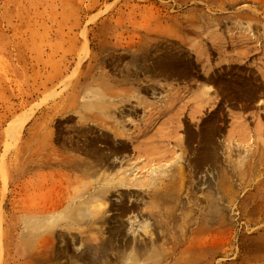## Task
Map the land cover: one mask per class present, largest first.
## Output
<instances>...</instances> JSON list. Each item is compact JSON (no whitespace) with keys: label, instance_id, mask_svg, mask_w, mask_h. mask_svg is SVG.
<instances>
[{"label":"rangeland","instance_id":"obj_1","mask_svg":"<svg viewBox=\"0 0 264 264\" xmlns=\"http://www.w3.org/2000/svg\"><path fill=\"white\" fill-rule=\"evenodd\" d=\"M209 126L216 163L198 160ZM97 159L109 170L89 168ZM181 164L188 178L176 192ZM120 166L139 178L177 173V185L164 183L184 211L169 219L151 190L109 187L96 220L68 218ZM214 195L218 253L198 255L196 202L209 224ZM145 220L151 233L135 236ZM133 242L144 245L138 264H264V0H0V264H124Z\"/></svg>","mask_w":264,"mask_h":264},{"label":"bare ground","instance_id":"obj_2","mask_svg":"<svg viewBox=\"0 0 264 264\" xmlns=\"http://www.w3.org/2000/svg\"><path fill=\"white\" fill-rule=\"evenodd\" d=\"M214 81V83H215V80H213L212 78H211V82H213ZM199 90H200V92H201V95H200V97H201V100L203 101V103H206V102H208V99H210L209 97H207V96H209L212 92L214 93L215 92V89H213V87L212 86H206V85H201V86H199ZM214 90V91H213ZM95 98V97H94ZM197 98V97H196ZM212 98V97H211ZM214 98V97H213ZM215 99V98H214ZM211 100V99H210ZM209 100V101H210ZM212 101V100H211ZM96 117V116H95ZM97 119H98V117H97ZM105 122V121H104ZM100 123H101V121H100ZM105 124H106V122H105ZM108 125V124H107ZM114 125V124H113ZM117 126H118V128L120 129V131L124 134L123 136H128V134H127V132H126V128H125V126H122L120 123H118L117 124ZM116 126V127H117ZM111 127H112V125H111ZM210 127V131H209V134H210V136H209V138L207 139V142L205 141V138H204V135L203 134H201L202 132L200 131L201 129H199V135H198V146L200 147V150H199V153H198V160L199 159H204L205 161L204 162H207L208 161V159H213V161H214V163H216V160L215 159H218V156H217V154H216V146H214V141H215V139H216V137H217V132H218V130H216V126L215 127H211V126H209ZM107 128V127H106ZM111 129V128H110ZM113 129H115V128H113ZM116 130H117V128H116ZM153 138V137H152ZM183 141H184V143H187V141H186V139L184 138L183 139ZM203 142H204V144H203ZM120 149V148H119ZM202 149H203V151H202ZM121 150V149H120ZM122 151V150H121ZM181 157L182 156H180L179 157V159L180 160H182L181 159ZM207 159V160H206ZM108 160V159H107ZM185 160V159H184ZM110 161V160H109ZM183 161V160H182ZM197 161V160H196ZM201 161V160H200ZM184 162V161H183ZM199 162V161H198ZM202 162V161H201ZM180 162H178V164H179ZM72 164V167L75 169V170H77V172H79V173H83V171H82V169L84 168V167H86L87 166V164H86V162H84V161H82L81 159H78V160H75L74 162H72L71 163ZM175 164V163H174ZM197 164V163H196ZM196 164H194L195 166H196ZM177 165V164H176ZM199 166H201V164H200V162H199V164H198ZM198 165H197V167H198ZM88 167H89V165H88ZM108 166H107V161H106V159H97L96 160V162H93V163H91V166L89 167V168H95L96 170H98V169H101V170H103L104 168H107ZM121 167V166H120ZM178 167V178H179V180H178V182H179V184L177 185V181H174V180H177V179H175L176 178V174H174L173 175V177H175L174 179H173V177L171 176V174H170V171H168V167H164V166H162V167H160V168H157V169H152L148 174H145V177H143V178H139V177H137V175L136 174H134V171L133 170H131L130 171V169H128V170H123V167H121V168H119L118 170H117V172H115L114 174L112 173V174H106V172L109 170V168H107L106 170V172H104L103 173V175L102 176H99L97 179H96V182H97V184L100 186V187H98V188H95V190H94V192L92 193L91 192V197L88 199L87 198V200H80L79 201V203L77 202L76 203V205L74 206V207H71L70 209H69V212H68V218H71L72 220L73 219H76L77 221H80V220H83V219H91V220H96L95 218L100 214V211L102 210V208H104V206H106L107 205V202H106V200H107V194H108V192H107V189L110 187V188H112V187H116V188H120L121 190H123L122 188H127V187H141V188H145L146 189V193H148L147 191L148 190H151V192H149L148 194L152 197H154V202L152 203V204H154L155 203V201H157L156 203L157 204H155V205H158V207L163 211V216L164 217H170V216H172V214H171V211H172V209H175V207H177L178 209H182V211H184V208H186V206H185V203L184 202H181V201H177L176 203L177 204H174L173 202H175L174 200H175V198H173V193L175 192L174 191V189L172 188V184H173V182H172V184H165L164 182H166V181H168L169 183H170V179L171 180H173L175 183H176V185H177V188H176V192H177V190H179L178 188H182L183 187V185L185 184V180L188 178H186V176H185V174H184V172H183V165L181 164L180 166H177ZM203 167V166H202ZM195 168V167H194ZM199 168V167H198ZM248 168V167H247ZM176 170H177V168H176ZM198 170H200V169H198ZM105 171V170H104ZM185 171V170H184ZM250 171V170H249ZM97 172V171H96ZM99 172H101V171H98V173ZM245 173H247V170H246V172ZM249 173V172H248ZM194 174V173H193ZM239 175V174H238ZM82 176L83 175H81L80 176V178L82 179ZM96 176V175H95ZM187 176H188V174H187ZM75 177V176H74ZM85 177V176H84ZM240 177H241V175H240ZM90 178V177H89ZM88 178V179H89ZM92 178V177H91ZM195 178V177H194ZM91 180V179H90ZM189 180V179H188ZM196 180V179H195ZM76 181V180H75ZM80 181V180H79ZM78 181V182H79ZM87 181V180H86ZM102 181V182H101ZM93 182H95V181H93ZM167 182V183H168ZM216 183V182H215ZM79 183H77V185H78ZM96 184V183H95ZM83 186L85 185V183L84 184H82ZM81 186V185H80ZM87 186V185H86ZM187 186H188V184H187ZM216 186V185H215ZM219 186V185H218ZM90 187V186H89ZM88 187V188H89ZM93 187V186H92ZM97 187V186H96ZM190 187V186H189ZM175 188V187H174ZM183 188H185V187H183ZM193 188V187H192ZM83 189V188H82ZM215 189V193H216V191H217V187H215L214 188ZM219 189H221L220 187H219ZM73 191V190H72ZM119 191V190H118ZM182 191V190H181ZM191 191V190H190ZM194 191V190H193ZM214 191V190H213ZM219 191V190H218ZM175 192V193H176ZM195 192V191H194ZM180 193V192H179ZM193 193V192H192ZM218 193V192H217ZM216 193V194H217ZM90 194V193H89ZM179 196V195H178ZM72 197V196H71ZM220 199V198H219ZM68 200V199H67ZM198 200V199H197ZM117 201V200H116ZM210 203V219H209V224H208V221L206 220V219H208V218H204V208L202 207V204L199 202V200L196 202V206H197V209H196V212H197V215H198V217L196 218V220H195V225L197 226L196 227V229H195V231H194V233H195V239H194V247H193V245H191L193 248H191V246L189 247L188 246V249L187 250H189V248H191V250L193 251V252H196V253H198V255H199V253H201L202 251V249H204V246L205 247H210L211 249L209 250L210 252H212V255L215 257L216 255H217V253H218V246H219V241H218V236H219V222H221V221H219V212L218 211H220V210H218V203H219V200L217 201V198H216V196L214 195V197H212V199H211V201H209ZM174 204V206L172 205V204ZM58 205H60V203H57ZM63 204V203H62ZM150 204H151V202H150ZM151 204V205H152ZM169 204H171V206H173V207H171ZM166 205H169L168 207L166 206ZM188 205V204H187ZM55 208H56V206H54ZM58 207V206H57ZM122 207V206H121ZM134 207V206H133ZM123 208V207H122ZM176 208V209H177ZM101 209V210H100ZM132 209V208H131ZM51 210H53V208H51ZM104 210H105V208H104ZM128 210V209H127ZM127 210H125L124 211V209H120V211H121V214H125V212L127 211ZM46 212V211H45ZM44 212V213H45ZM48 214V213H47ZM151 215L149 216L150 218L151 217H154V218H156L159 214L158 213H153V212H151L150 213ZM206 214H207V212H206ZM207 214V215H208ZM103 215V214H102ZM107 214H105L104 215V217L106 216ZM174 215V214H173ZM48 216H50V215H48ZM183 216H185V214L183 215ZM187 216V215H186ZM103 217V216H102ZM159 217V216H158ZM174 217V216H173ZM207 217V216H206ZM46 218V217H45ZM153 218V219H154ZM184 218V220H186L185 219V217H183ZM34 219V218H33ZM119 219V218H118ZM157 219V218H156ZM169 219H171V218H169ZM173 219H177L178 220V218H173ZM100 220H102V221H104V223L107 221V220H109V219H107V218H101ZM168 220V219H167ZM183 220V219H182ZM42 221V220H41ZM74 221V220H73ZM110 221V220H109ZM207 221V222H206ZM36 222H38V221H36ZM43 222H45V221H43ZM47 222V221H46ZM51 222H52V220H51ZM76 222V221H75ZM86 222H87V220H86ZM136 222H138V221H135L134 223H136ZM158 222H160V223H162V222H164L163 220H158ZM174 223H173V226H172V228L173 229H175L177 226H178V223H177V221H173ZM97 223H99V222H97ZM186 223V222H185ZM184 223V224H185ZM44 224V223H43ZM43 224H40V225H43ZM71 224V223H70ZM74 224V223H73ZM90 224V223H89ZM169 224V223H168ZM167 224V225H168ZM221 224V223H220ZM50 225V224H49ZM77 225V224H76ZM103 225V224H102ZM102 225H100L99 224V226L101 227ZM159 225H161V224H159ZM171 225V224H170ZM61 226H63L62 224H61ZM68 226V225H67ZM88 226V225H87ZM90 226V225H89ZM207 226H209V228H206ZM73 227H75V226H73ZM82 227V226H81ZM170 226H167V229L169 228ZM150 228H151V225L149 224V222L147 221V220H145L144 222H138V225H136V228L133 230V233H134V235L136 236L137 235V233H139V231H144L145 233H151V230H150ZM203 228H206V229H203ZM36 229V228H35ZM44 229V228H43ZM207 229H209L208 231H210L211 233H210V238L207 240V241H203L206 237H204L206 234H207ZM205 230V231H204ZM35 231V230H34ZM93 231V230H92ZM91 231V232H92ZM99 231H100V229H99ZM187 232V231H186ZM97 233V232H96ZM120 233H121V230H120V226H118L116 229H114V236L113 237H108V240H107V242L108 243H97L98 245L96 246V247H94V250H93V252H92V260H93V262L94 261H96L94 258H96V257H98V252L100 251V253L101 252H105L106 251V249H108V245L110 244H112L113 243V241L116 239V237H118V236H120ZM161 233H163V232H161ZM184 232L182 231V235L184 236ZM94 235H95V233H94ZM151 235V234H150ZM46 236V235H45ZM153 237V236H152ZM152 237H151V239H152ZM155 238V237H154ZM164 238H165V236H164ZM49 239V238H48ZM98 239V238H97ZM162 239V238H161ZM165 239H168V236L165 238ZM89 240V239H88ZM180 240V239H179ZM193 240V239H192ZM48 241H50V240H48ZM92 241H94L95 242V239H93ZM99 241V240H98ZM116 241V240H115ZM156 240H152V243H153V246L155 245V242ZM184 241V240H183ZM182 242V241H181ZM144 243V242H143ZM48 244V243H47ZM92 244H94V243H92ZM125 245V244H124ZM124 245H122V247H124ZM126 245H127V243H126ZM207 245V246H206ZM143 247L144 248V245H140V244H138L137 242H133V250H131L130 252V254L126 257V260L124 261V259H123V261H124V264H138V261H137V259H138V251H137V249L139 250V248L140 247ZM163 246H164V244H163ZM177 246V245H176ZM160 247V246H159ZM151 248H152V246H151ZM158 248L156 247V249L154 250H151L150 252L153 254L154 252V254H156L157 253V255L158 254H160V253H158V251L159 250H157ZM207 249V248H206ZM205 249V250H206ZM122 250V249H121ZM148 250H149V248H148ZM163 250H165V249H163ZM186 250V251H187ZM204 250V251H205ZM92 251V250H91ZM162 251V249L160 250V252ZM185 251V252H186ZM122 252V251H121ZM126 252V251H125ZM187 252H189V251H187ZM206 252V251H205ZM204 252V254H206L207 255V253H209V252H206L205 253ZM99 253V254H100ZM110 253V252H109ZM114 253H115V251H114ZM128 253V252H127ZM143 253V252H142ZM164 253V252H163ZM163 253H162V255H163ZM121 254V253H120ZM119 254V255H120ZM126 254V253H125ZM141 254V253H140ZM146 254V253H145ZM182 254H183V252H182ZM187 254V253H186ZM194 254V253H193ZM86 255H88V254H86ZM164 255H165V253H164ZM170 255H171V253H170ZM180 255V254H179ZM212 255H211V257H212ZM56 256V255H55ZM88 256H90V255H88ZM100 256V255H99ZM117 256H118V253H117ZM124 256V255H123ZM153 256H155V255H153ZM153 256H152V258H150V259H153ZM159 256V255H158ZM182 256V255H181ZM189 256H191V253H190V255ZM202 256H204V255H202ZM202 256H201V258H202ZM101 257V256H100ZM107 258H108V256H106ZM106 257H104V255H102V258H106ZM113 257V256H112ZM114 257H115V255H114ZM169 257V256H168ZM195 257V256H194ZM198 257V256H197ZM85 258V257H84ZM101 258V259H102ZM162 258V257H161ZM179 258V257H178ZM199 258V257H198ZM213 258V257H212ZM211 258V259H212ZM90 259V258H89ZM122 259H120V261L122 260ZM149 259V260H150ZM169 259H171L170 257H169ZM187 259H189V258H187ZM186 259V260H187ZM210 259V260H211ZM91 260V261H92ZM104 260V259H103ZM159 260H161V259H159ZM184 260V259H183ZM182 260V261H183ZM185 260V261H186ZM197 260V259H196ZM213 260V259H212ZM211 260V261H212ZM102 261V260H101ZM105 261H108L107 259L106 260H104V262ZM151 261V260H150ZM153 261H155V262H157L158 260H156V259H153ZM176 261V260H175ZM178 261H179V259H178ZM188 261V260H187ZM103 262V261H102ZM112 262V261H111ZM154 262V263H155ZM159 262V261H158ZM157 262V263H158ZM75 263V262H74ZM95 263V262H94ZM108 263V262H107ZM153 262H152V264H154ZM181 263V262H180ZM72 264H73V262H72ZM99 264V263H98ZM103 264V263H102ZM109 264V263H108ZM123 264V263H122ZM143 264V263H142ZM144 264H147V262L146 263H144Z\"/></svg>","mask_w":264,"mask_h":264}]
</instances>
